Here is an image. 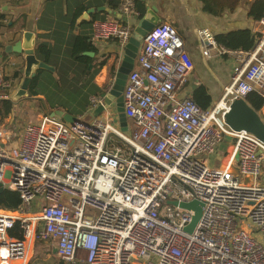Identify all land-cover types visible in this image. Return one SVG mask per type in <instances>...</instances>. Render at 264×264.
Masks as SVG:
<instances>
[{
	"label": "built area",
	"instance_id": "2783aa9c",
	"mask_svg": "<svg viewBox=\"0 0 264 264\" xmlns=\"http://www.w3.org/2000/svg\"><path fill=\"white\" fill-rule=\"evenodd\" d=\"M116 10L138 17L134 0H118ZM258 22L264 28V8ZM130 31L123 19L92 22L99 41L125 44ZM197 35L204 56L233 61L211 109L178 98L194 64L163 23L142 36L126 77L125 132L99 116L68 123L31 115L11 151L0 119V184L19 198L15 208L0 205V264H20L35 236L53 242L61 262L84 250L86 264H264V144L223 120L233 99L253 91L264 105V35L248 49L218 45L207 29ZM112 81L90 96V111L103 105ZM10 86L0 67V104ZM191 200L201 215L186 232L193 212L179 203ZM16 225L19 237L9 232Z\"/></svg>",
	"mask_w": 264,
	"mask_h": 264
},
{
	"label": "crops",
	"instance_id": "0c3cea01",
	"mask_svg": "<svg viewBox=\"0 0 264 264\" xmlns=\"http://www.w3.org/2000/svg\"><path fill=\"white\" fill-rule=\"evenodd\" d=\"M140 1L144 4V12L147 6L153 7L154 15L156 16V19H154L155 26L166 23L175 28L183 46L193 60V70L189 72L184 84L179 89L178 98L190 96L193 99L194 90L198 86H203L205 94L201 98L194 100L202 108L211 109L221 97L223 86L229 81L233 61L229 56L217 54L215 51H212L209 57L204 56L197 40L198 31L207 29L214 37V35L226 34L232 30H247L252 44H254L264 35V28L258 22L259 17L255 18L254 15L260 16L264 7L261 11L251 10V6L257 0ZM113 12H117L116 7H110L108 0H0V67L4 76L11 82V86L8 88L9 98L6 100H9L11 105L16 107V114L12 119V109L5 115L2 104H0V119L12 133V141L7 144V148L15 151L19 141L22 127V125L20 128L16 125L19 107L38 102L45 112L43 115H51L52 112L58 113L62 111L74 116L82 115L87 120H90L87 118L90 112L88 109L89 99L94 93H90L89 86H76L74 103L64 105L56 102L51 105L44 94L32 95L28 90L26 99L24 97L12 102L11 97L23 78L24 61L22 54L9 51L6 47L20 40L24 31L32 32L34 34L33 48L35 57L50 67L42 69L41 75L37 72V75H35L37 76L36 85L39 82L48 81L49 72L52 73L55 80L59 79L61 64L60 62H51V51H53L59 58L65 57L79 64L81 63L77 59L78 56L89 57L91 62L87 64L86 72L82 75L90 76L89 73H93L92 82L102 87L110 82L124 50H127L124 48L126 43L120 44L115 39L99 41L92 36V22L105 17L116 18ZM143 14L138 17H123L119 14L121 19L130 26V35L133 31L138 30L137 23L143 17ZM78 36H85L86 41L93 47L91 50H85L72 56L71 50ZM140 42L141 39L136 52L132 55L134 60L133 68L136 67V56L139 52ZM40 43L45 44L50 49L47 57L36 52V46ZM90 53L93 54L90 55ZM102 59H105V62L99 66L98 63ZM113 65L114 67L111 69ZM68 74L70 73L68 72ZM73 79L75 77H70L68 82H73ZM48 85L43 88L44 92H48ZM262 110L264 111V105L260 111ZM29 116L31 115L25 117L23 124ZM46 242L47 245L51 244L52 260L56 258L58 264H61V261L53 252V244ZM34 256L46 257L43 252L39 251H34ZM69 263L86 264L85 251L80 250L78 258Z\"/></svg>",
	"mask_w": 264,
	"mask_h": 264
},
{
	"label": "water",
	"instance_id": "95a60500",
	"mask_svg": "<svg viewBox=\"0 0 264 264\" xmlns=\"http://www.w3.org/2000/svg\"><path fill=\"white\" fill-rule=\"evenodd\" d=\"M154 9L152 6H147L143 17L138 20L137 31H133L128 38V42L124 46L127 50H124L120 58L118 66H116L113 81L108 90V94L104 97L103 105H97L88 113V119L99 116L105 108L113 106L117 114V122L121 131L127 130V120L123 113L122 105V91L124 83L128 73L132 70L133 66V53L136 52L138 43L143 34L155 27ZM34 34L29 31H24L20 40L14 42L13 45H9L6 49L9 51L22 54L24 61L23 66V78L18 88L13 93L11 100L16 102L21 98L28 95V86L32 77L37 75L38 69L50 68L42 60H38L34 55ZM93 53H90L92 55ZM89 67V66H88ZM16 107H12V119L16 114ZM51 115L58 116L68 123L73 122L76 116L60 112H52ZM224 123L233 130H245L248 133L254 135L258 140L264 144V121L244 98L233 99L228 106L227 112L223 115ZM4 189L0 184V191ZM175 203V201H170ZM179 206L191 210L193 212L191 220L184 228L186 232L192 231L197 220L201 215V203L197 200H191L188 202H180ZM55 253V249L53 250Z\"/></svg>",
	"mask_w": 264,
	"mask_h": 264
},
{
	"label": "rangeland",
	"instance_id": "374dc122",
	"mask_svg": "<svg viewBox=\"0 0 264 264\" xmlns=\"http://www.w3.org/2000/svg\"><path fill=\"white\" fill-rule=\"evenodd\" d=\"M117 12H113V15L116 17H105L107 19H121L120 16L121 13L116 10ZM120 14V16H119ZM103 18V19H105ZM102 19V18H101ZM145 34V33H144ZM143 34V35H144ZM51 62H60V73H59V79L55 80L52 73L49 72L48 74V81L44 82V83H38L40 90L38 91L41 94H44L48 101L50 102V104H54L56 102L62 103L64 105H71L72 103L75 102L74 99V94H75V88L76 86H90L93 82L91 79V75L90 76H83L82 75V65L79 63H75L69 59H66L65 57H60L56 56L54 54L53 51H51ZM63 55H65L63 53ZM230 60V59H227ZM78 66H81L80 70L78 68ZM68 72L70 74H68ZM42 73V72H41ZM40 73V75H41ZM70 77H75V79H73V82H68V79ZM49 84V85H48ZM48 85V92H44L43 88L45 86ZM55 85V86H53ZM100 85H102L100 83ZM101 87V86H100ZM52 88H54L53 90H51ZM28 96V95H27ZM27 96H25V99L27 98ZM24 98V97H23ZM22 99V98H21ZM26 101V100H23ZM31 102V101H30ZM41 104L36 102L35 104H28L26 106H22L19 107L18 109V116L16 118V125L20 128L21 125H23V121L25 119V117L27 115H35L37 117L43 116V114L45 113L44 110L42 109V107L40 106ZM260 117L262 118V120H264V111H260L258 112ZM100 118L104 119L105 121L109 122L110 124H112L113 126L117 127L119 130V125L118 122L114 123V119L116 118L117 120V114L115 112V109L113 106H108L107 110L103 111L100 115ZM129 125V122H128ZM22 128V127H21ZM21 131V130H20ZM258 182L264 185V159L261 161L260 164V175L258 176ZM5 189V188H4ZM9 191H13V190H9ZM3 207H8L6 204L1 205ZM10 208V207H9ZM37 233V230H36ZM47 242L45 240L39 239L36 236L33 238V242L31 245V249H30V260L35 263H40V264H45V263H50L52 264V262L58 263V260H52V256H51V252L48 251V248H51L50 245L46 244ZM53 244V242H51ZM44 249L46 252L45 256L46 257H42V256H34V251H39L41 252V250Z\"/></svg>",
	"mask_w": 264,
	"mask_h": 264
},
{
	"label": "trees",
	"instance_id": "16d2710c",
	"mask_svg": "<svg viewBox=\"0 0 264 264\" xmlns=\"http://www.w3.org/2000/svg\"><path fill=\"white\" fill-rule=\"evenodd\" d=\"M134 2H135V7L138 11V16H142L144 12L143 2L140 0H134ZM108 3L110 4V7L115 8L118 4V0H108ZM205 4L209 6V4H207L206 2ZM263 7H264L263 0H257L251 6V10L261 11ZM254 16L255 18L259 17L258 15H254ZM214 40L218 45H221L227 48L248 49L250 48L252 44V40L250 39V34L247 30H232L226 34H217V35H214ZM92 47L93 46L86 41L85 36H78L74 41L73 48L71 50V55L74 56L85 50H91ZM36 52L39 55H43L47 57L50 53V49L47 48L45 44L40 43L36 46ZM77 59H79V62L82 64V72H83L82 74H84L87 69V64L91 62V60L89 57H85L83 55L78 56ZM104 62H105V59H102L98 63V65L101 66L103 65ZM113 67L114 65L112 66L111 69H113ZM78 68L80 70L81 66H79ZM37 72L41 73L42 69H38ZM89 75H91V78H92L93 73H89ZM36 78L37 76L32 77V79L30 80L29 86H28V90L31 92L32 95L41 94L38 92L41 90H40L39 85H36ZM89 87H90L89 88L90 93L95 94L101 90L100 87L95 85L94 83H92ZM204 94H205L204 87L198 86L193 92V101L196 102L197 104V101H195L194 99L197 100L201 98ZM85 95H88V94H85ZM245 100L256 112H259L261 108L263 107V100L256 91L249 93L245 97ZM12 107L13 106L11 105L9 100H4L2 102V108H3L5 115L11 111ZM18 203H19V198L15 191H9L7 189H3L2 191H0V205L6 204L10 208H15L18 205ZM9 232L15 237H19L21 230L16 225L15 228L14 227L11 228ZM48 251L51 252V248H48ZM48 251H45L44 249L41 250V252H43L44 254H46V252Z\"/></svg>",
	"mask_w": 264,
	"mask_h": 264
},
{
	"label": "bare ground",
	"instance_id": "6f19581e",
	"mask_svg": "<svg viewBox=\"0 0 264 264\" xmlns=\"http://www.w3.org/2000/svg\"><path fill=\"white\" fill-rule=\"evenodd\" d=\"M216 162V159L214 160V163ZM248 179H249V177H247V175H245V174H239V181L240 182H243V183H245V182H247L248 181ZM4 188L5 189H7V190H12L13 188L10 186V185H4ZM5 208V207H4ZM1 235H3V234H1ZM0 235V236H1ZM30 249H31V243H30V245H29V248H28V251H27V254H26V256L24 257V259L21 261V263L20 264H27V263H29V264H40V263H37V262H35V263H33L30 259H29V251H30ZM45 264H48V263H45ZM49 264H51V262L49 263ZM52 264H58V263H55V262H52ZM61 264H70L69 262H65V263H63V262H61Z\"/></svg>",
	"mask_w": 264,
	"mask_h": 264
}]
</instances>
